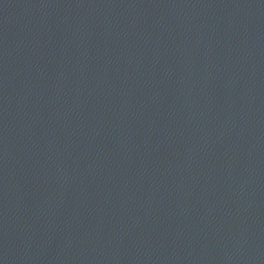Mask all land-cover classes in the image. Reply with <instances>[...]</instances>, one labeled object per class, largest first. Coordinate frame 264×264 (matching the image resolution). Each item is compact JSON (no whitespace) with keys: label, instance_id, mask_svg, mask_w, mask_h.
Segmentation results:
<instances>
[{"label":"water","instance_id":"water-1","mask_svg":"<svg viewBox=\"0 0 264 264\" xmlns=\"http://www.w3.org/2000/svg\"><path fill=\"white\" fill-rule=\"evenodd\" d=\"M0 264H264V36L54 177L0 227Z\"/></svg>","mask_w":264,"mask_h":264}]
</instances>
